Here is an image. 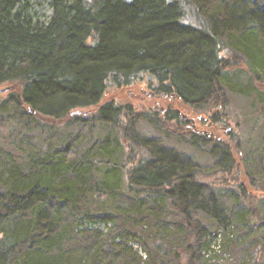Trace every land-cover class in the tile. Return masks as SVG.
Here are the masks:
<instances>
[{"label": "trees", "instance_id": "trees-1", "mask_svg": "<svg viewBox=\"0 0 264 264\" xmlns=\"http://www.w3.org/2000/svg\"><path fill=\"white\" fill-rule=\"evenodd\" d=\"M49 6L52 14L41 22L29 0H0V86L16 85L0 101V121L21 129L19 142L0 144V264H156L157 235L168 238L173 230L166 223L177 232L168 247L178 250L176 264H201L211 234L228 224L213 190L218 185L137 128L144 120L181 137L165 126L180 119L178 112L159 120L130 104L99 103L109 87L146 75L155 90L196 112L226 109L233 87L227 55L245 59L250 81L257 73L264 80V0H49ZM255 90L248 80L245 91ZM97 104L91 117H71ZM63 118L64 129L76 128L73 135L58 134L48 122ZM95 122L104 131L99 137ZM185 137L197 150L215 147L222 172L235 173L230 145L205 134ZM235 187L242 201L248 191ZM258 196L250 195L237 218L252 223L251 238L264 233ZM221 237L228 251L240 240L224 231ZM254 242L240 264H264V237L260 247Z\"/></svg>", "mask_w": 264, "mask_h": 264}, {"label": "rangeland", "instance_id": "rangeland-1", "mask_svg": "<svg viewBox=\"0 0 264 264\" xmlns=\"http://www.w3.org/2000/svg\"><path fill=\"white\" fill-rule=\"evenodd\" d=\"M29 6L30 14L41 22H46L52 14L49 0H29ZM231 54L234 55V53ZM231 54L227 55V61L230 62L229 70L232 76L231 83L233 87L227 93L229 103L226 109L222 110L214 107L208 113L196 112L174 95L155 90L148 84V76L146 75L129 86L121 88L109 87L102 101L99 103L113 101L121 105L130 104L136 111L143 112L144 110V114L159 120L170 109L178 112L180 119L169 121L165 123V126L175 134L180 135L183 139L181 137L165 135L144 120L138 122L137 128L142 137L152 139L159 145L187 158L208 176L206 178L208 182L214 181L216 183L214 184L218 185L213 190L215 195L223 201V208L226 213L225 218H227L228 224H221L217 234H211L210 239L212 243L208 251L201 252L203 254V257L200 255L201 264H240L243 255H245L242 251L246 249L251 250L250 244L255 243V238L256 241L258 240L256 244L257 248L260 247L262 238L264 237V233L258 232L256 237H252V239L248 233L249 226H252V223L237 220L238 215L243 212L240 208L244 210L248 208L245 202L250 198V195H259L260 199L253 203L259 215H264V80H260L262 76L257 73L250 81L251 75L247 71L249 69L245 59L241 56H232ZM248 80L249 88L250 86L256 88L260 92V95L256 93L257 90L252 92L245 91ZM15 86V84L1 85L0 89L8 88V90L0 92V101L4 100L8 96V92ZM99 104L75 110L73 111L75 112L73 116L91 117ZM214 114L216 115L214 116ZM3 119L4 117H2ZM68 121L67 118H63L49 120L48 122L56 127L58 134L65 135V133L70 132L69 135H73L76 131L75 127L64 129ZM86 129L82 127V131L88 134ZM18 130L21 129L15 122L11 120L0 121V144L4 143L10 146L16 140L19 142ZM101 132H104L102 126L95 122L94 136L99 137L102 135L100 134ZM188 132L198 135L205 134L218 143L230 145L233 150L232 155L236 159L235 173H223L222 168L224 165L218 158V150L215 147V149L211 147L212 145L205 150H197L186 137L184 138ZM238 183L242 184L248 191L246 192V198L242 197V201L241 194L235 187V184ZM171 217L168 214L167 220L169 221ZM256 220L261 223L260 219L257 218ZM122 221L123 216L121 215L117 218V223H121ZM108 225L110 227V224ZM98 226L101 229H106L103 224H99ZM165 227L173 230L168 233V235L170 234L168 238L162 239V236L166 235L163 232L157 235L162 247L159 249L160 255L157 257L155 263L176 264L172 259V252H177L178 250L172 247L170 251L168 247L173 240V235H177V232L174 231L172 223H166ZM223 231L227 234V238L230 239H234L237 236L239 240L240 236L238 245L235 247L236 243H234L229 251L224 250L222 245L221 234ZM233 232L234 235H232ZM140 238L142 239L141 236ZM131 244L143 260L148 258L147 253L142 250L138 242H132Z\"/></svg>", "mask_w": 264, "mask_h": 264}, {"label": "water", "instance_id": "water-1", "mask_svg": "<svg viewBox=\"0 0 264 264\" xmlns=\"http://www.w3.org/2000/svg\"><path fill=\"white\" fill-rule=\"evenodd\" d=\"M8 90V88H6V89H0V92H3V91H7ZM75 112H73L71 115H73Z\"/></svg>", "mask_w": 264, "mask_h": 264}]
</instances>
